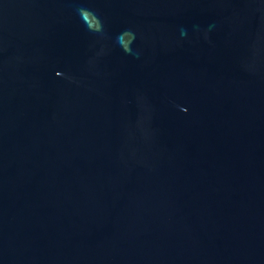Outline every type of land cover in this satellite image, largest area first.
Returning <instances> with one entry per match:
<instances>
[{"label": "water", "instance_id": "obj_1", "mask_svg": "<svg viewBox=\"0 0 264 264\" xmlns=\"http://www.w3.org/2000/svg\"><path fill=\"white\" fill-rule=\"evenodd\" d=\"M0 264H264V0H0Z\"/></svg>", "mask_w": 264, "mask_h": 264}]
</instances>
